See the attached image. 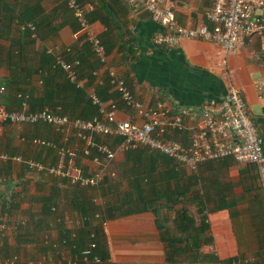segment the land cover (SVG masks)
<instances>
[{
	"label": "crops",
	"instance_id": "1",
	"mask_svg": "<svg viewBox=\"0 0 264 264\" xmlns=\"http://www.w3.org/2000/svg\"><path fill=\"white\" fill-rule=\"evenodd\" d=\"M95 1L96 4L86 3L93 7L89 18L94 11L98 15L95 20L90 19L92 25L102 31L110 63L116 66L118 74L126 79L140 100L148 104L162 100L171 107L173 114H182L185 123L195 127L202 103L208 98H224L227 80L216 67L217 45L205 40L186 39L175 48L158 46L153 36L160 26L148 12L135 10L124 0ZM3 5L7 7L6 11L2 10ZM209 5L199 0H178L175 7L177 19L185 25L201 23ZM25 6L34 7L32 13L35 15L31 16L36 18L27 22L37 26V36L31 33V37H23L26 29L16 19L12 29L0 38V104L12 110L19 108L20 95L44 96L41 71L44 51L53 50L48 53L54 58L62 54L68 60H81L77 55L84 52V43L87 42L71 10L62 0H0V17L18 14ZM259 14L264 17V8ZM89 64L85 62L80 77L87 92L96 90L105 100L116 101L119 104L117 117L138 120L135 112L111 88L105 67L99 63L91 75ZM231 66L236 82L244 91L250 115L264 138V104L256 89V82L264 76V33L244 38L231 55ZM63 74L58 70L57 76L50 81L51 85L63 82ZM28 104L30 108L29 101ZM60 109L58 107L57 111ZM189 132H178L177 138L188 142ZM35 137L65 144L62 135L57 134L52 125L0 121V151L22 154L49 164L58 163L61 159L58 152L33 145L31 140ZM102 139L115 148L121 138ZM74 143L75 138L71 137L68 144ZM153 154L146 147L119 154L110 164L106 180L111 191L106 190L105 195L94 188L77 189L55 176L35 175L25 164L0 160V173L4 177L0 184V214H10L12 223L20 218L37 220L44 210V197H51L57 205V209L44 216L45 221L40 225L10 228L6 237L10 254L0 253V264H9L6 260L14 255L19 256L22 264H70L72 248L62 237L65 235L61 233L62 226L80 232L87 218L75 209V205L86 197L102 207L117 195L122 196L132 188L130 181L142 171L147 165L146 159ZM135 155L140 157L139 160L136 161ZM89 160L80 148L75 161L89 170L93 166ZM158 166L159 170L166 168L161 160H158ZM176 169L185 181L189 177L193 180L195 176L202 179L200 184L192 185L189 193L205 197L203 212L210 222L206 234L213 242L202 245L201 250L214 259L197 262L168 260L166 242L162 239L156 215L152 209H147L108 218L105 225L102 217L96 214L93 224L104 230L110 260L116 264H219L223 259L241 255L257 256L264 264V192L255 165L241 164L228 157L201 164L196 170L182 171L178 165ZM149 187L145 186V193L149 192ZM11 189H15L19 208L15 212H4L2 201ZM222 197L226 198L225 207H219ZM198 208L199 203L191 201L190 209L199 221Z\"/></svg>",
	"mask_w": 264,
	"mask_h": 264
},
{
	"label": "built area",
	"instance_id": "2",
	"mask_svg": "<svg viewBox=\"0 0 264 264\" xmlns=\"http://www.w3.org/2000/svg\"><path fill=\"white\" fill-rule=\"evenodd\" d=\"M62 1L71 10L79 31L85 34L99 63L105 67L111 88L135 112L138 120L117 117L119 104L112 99L105 100L96 90L88 93L92 103L97 106V113L92 118L72 117L48 107L33 111L29 108V95H20L22 100L17 109H8L0 104V121L52 125L53 130L62 135L64 145L40 137L33 138L31 142L37 147L55 149L61 159L56 164H49L26 158L22 154L0 151L1 161L25 164L35 175L67 179L71 185L98 187L110 174V164L119 154L143 147L163 153L190 170H196L209 161L232 157L241 164L255 165L264 192V138L250 115L244 91L229 67L230 56L237 51L244 38L264 33V17L259 14V10L264 8V0H199L210 5L205 10V20L196 25H185L178 21L175 12L178 0H124L135 10L148 12L160 26L153 36V41L158 46L175 48L186 39L205 40L218 46L216 67L227 80V93L220 100L208 98L202 103L195 127L188 126L182 114H173L171 107L162 100L154 104L140 100L126 79L118 74L116 66L110 63L102 31L95 29L89 18L93 7L80 0ZM22 25L24 29H30L33 36H37V26L34 23L25 22ZM48 52L52 53L53 50L49 49ZM80 64L79 59L68 60L62 54L55 55V65L65 71L69 81L76 87L85 89V83L79 75ZM256 89L264 104V76L256 82ZM188 130V142L173 137L177 132ZM71 137L75 138L73 145L68 144ZM105 137L121 139L113 148L108 141L102 139ZM80 148L82 154L93 163L89 170L75 161ZM3 179L0 173V184ZM10 193L11 191L8 194ZM9 216L10 214H0L1 243L8 236L12 225V217ZM24 222L23 218L17 219L14 227L17 228ZM96 246L97 243L91 241L70 264H116L110 259L104 260L95 251ZM6 261L15 264L20 262V258L15 255ZM219 264L261 263L257 256L239 255L223 259Z\"/></svg>",
	"mask_w": 264,
	"mask_h": 264
},
{
	"label": "trees",
	"instance_id": "3",
	"mask_svg": "<svg viewBox=\"0 0 264 264\" xmlns=\"http://www.w3.org/2000/svg\"><path fill=\"white\" fill-rule=\"evenodd\" d=\"M80 1L84 4L87 2L96 4L95 0ZM64 4L66 5V3ZM2 10L6 11L7 7L3 5ZM33 11V6H25V8L22 9L18 14H13L11 16H1L0 38L12 29V24L16 19H18L20 23H25L35 19L36 16H31L35 15L32 13ZM97 16L98 15L96 11H94L91 13L90 19L93 21L97 18ZM106 23L108 24V21ZM31 33L32 32L30 29H26L23 33V37H31ZM23 44L24 43L21 45ZM83 48L84 52L82 51L80 55L76 54L79 58H81L79 69L80 77L85 62L90 63L89 65H91L89 69L91 75L94 71V68L99 64V61L94 55L89 43H84ZM42 61H44V66H42L41 69L43 73V88L45 89L44 96L41 98H35L30 94V97L28 98L31 106L30 108L32 110H40L50 107L52 108L51 110L57 111V108L61 107L60 112L63 114L69 113L72 115V117L92 118L97 113V106L92 103L87 90L78 88L72 84L66 77L65 71L60 66L55 65V58L52 57V55H50L47 51H44ZM58 70L64 72V81L51 85L50 81H52L53 77L57 76L56 74L58 73ZM178 135L179 133L177 132L173 137L180 139L177 138ZM153 153V155L146 159L147 165H144L142 171L139 169L141 172H138L135 179L130 181L132 188L122 196L117 195L116 198L112 199L102 207L95 204L91 200H88L86 197H84V199H80V204L75 205V209H79L83 215L87 216V218L80 232H72L68 228L62 226L61 233L65 234L62 237L69 243V245H71L72 259H75L77 256H79L81 251L87 247L91 241L97 243L95 251L100 254L104 260L110 259V250L109 247H107L108 244L105 239L104 230L101 229L99 225L95 226L93 224V220L97 218L96 214H98L100 218L102 217L104 222L108 218H116L147 209H152L156 215L157 224L162 234V239L164 242H166L165 247L168 260L171 262L180 260L197 262L209 260L211 258L214 259L212 255L204 254L201 250L202 245L209 243L211 244L213 242L212 237L207 236L206 234L210 228V222L208 221L207 214L203 212L205 207L203 201L205 200V197H201L199 194L192 196L189 193L192 192V185L200 184L202 179H199L198 176H195V179L193 180L190 177L187 181L181 179L182 177L179 176V171L176 169V165L178 163L173 158L157 151H153ZM135 156L137 158L136 161L139 160L140 157L138 155ZM158 160H161L165 164V169L159 170ZM10 162L11 161H9V163ZM138 167H134L136 168V171ZM106 178L108 179V177ZM64 180L68 183L67 179ZM146 185L150 187L148 189L149 192L147 191L145 193ZM71 186H74L77 189L94 188L96 190H100V192L104 195L107 194L106 190L111 191L109 181L106 179L98 187ZM10 191V194L7 193L5 195L2 204L4 212L10 211L11 213L15 212V210L19 208L20 201L18 200L17 195H15V189H11ZM225 200V197L220 199L219 207L226 206ZM42 201L44 203V210L41 215H39V218L36 220L35 218L31 217L30 221L25 219L24 223L19 224V228L21 226H30L35 223L40 225L43 221H45L44 216H47L51 210L54 211L57 209V205L54 204L56 202L53 201L51 197H44ZM191 201L196 204L199 203V221L196 219L194 213L190 209ZM179 203H183L182 207L180 208L176 206ZM173 207H175V214L169 219L166 216L167 212L165 213V210H170L171 208L173 209ZM8 248L9 246L6 243L5 238L3 243L0 242V253L5 255L7 253V256H9L10 251ZM11 257L12 256H10V258Z\"/></svg>",
	"mask_w": 264,
	"mask_h": 264
},
{
	"label": "rangeland",
	"instance_id": "4",
	"mask_svg": "<svg viewBox=\"0 0 264 264\" xmlns=\"http://www.w3.org/2000/svg\"><path fill=\"white\" fill-rule=\"evenodd\" d=\"M229 67H230V69L232 70V66H231V56H230V59H229ZM178 165V167L180 168V169H182V171H185V169L187 170V168H185L184 166H182V164L181 165H179V164H177ZM111 179V178H110ZM109 179V180H110ZM182 204L183 203H179V204H177L176 206L178 207V208H180V207H182ZM174 210H175V207H173V209L171 208L170 210L169 209H167V210H165L167 213H166V216L170 219L172 216H174ZM10 217V216H9ZM11 218V217H10ZM10 223L11 224H14V225H16L17 224V220L16 221H14V223H12V218L10 219ZM11 227H13L14 229H16L13 225H11ZM10 227V228H11ZM8 234H9V232H8Z\"/></svg>",
	"mask_w": 264,
	"mask_h": 264
}]
</instances>
